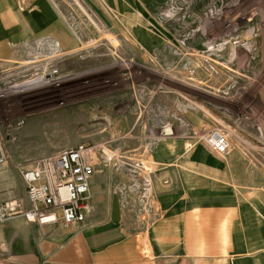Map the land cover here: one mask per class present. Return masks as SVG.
I'll return each mask as SVG.
<instances>
[{
	"label": "rangeland",
	"instance_id": "obj_1",
	"mask_svg": "<svg viewBox=\"0 0 264 264\" xmlns=\"http://www.w3.org/2000/svg\"><path fill=\"white\" fill-rule=\"evenodd\" d=\"M50 2L71 39H25L0 59V145L21 176L81 142L114 165L115 150L178 133L191 147L215 128L264 169V0Z\"/></svg>",
	"mask_w": 264,
	"mask_h": 264
},
{
	"label": "crops",
	"instance_id": "obj_2",
	"mask_svg": "<svg viewBox=\"0 0 264 264\" xmlns=\"http://www.w3.org/2000/svg\"><path fill=\"white\" fill-rule=\"evenodd\" d=\"M47 35L71 39L50 0H0V59ZM189 143L178 133L152 149L115 150L114 165L101 160L82 222L8 218L0 224V264H264L263 167L241 148L219 154L204 141ZM139 161L150 169L151 213L138 211L133 189L147 172L124 166ZM11 200L28 206L27 184L3 163L0 203Z\"/></svg>",
	"mask_w": 264,
	"mask_h": 264
},
{
	"label": "built area",
	"instance_id": "obj_3",
	"mask_svg": "<svg viewBox=\"0 0 264 264\" xmlns=\"http://www.w3.org/2000/svg\"><path fill=\"white\" fill-rule=\"evenodd\" d=\"M9 93L8 90H0V98ZM167 125L168 123L164 127ZM198 136L219 154H227L231 149V140L222 128L199 132ZM146 148L152 149L154 146ZM106 153L104 148L95 144L81 142L44 156L33 166L23 169L22 176L27 184L29 205L25 207L18 200L0 203V224L19 214L41 225H70L84 221L91 194V178L102 158L105 163L110 160ZM5 160L4 149L0 145V164L5 163ZM124 166L130 174L132 172L143 176L147 172L141 183L133 189L139 191L138 211L151 213L153 208L150 169L141 161L128 162Z\"/></svg>",
	"mask_w": 264,
	"mask_h": 264
},
{
	"label": "bare ground",
	"instance_id": "obj_4",
	"mask_svg": "<svg viewBox=\"0 0 264 264\" xmlns=\"http://www.w3.org/2000/svg\"><path fill=\"white\" fill-rule=\"evenodd\" d=\"M58 45H59V43H58ZM46 82H47V80L43 76L42 77H38L36 79L34 78V79L28 80L26 82L16 84L14 86V88H16V89H13V91H17V90H20V89L23 90V89H27V88L32 89V88H35L36 86H39V85L44 84ZM18 87H21V88L18 89Z\"/></svg>",
	"mask_w": 264,
	"mask_h": 264
}]
</instances>
